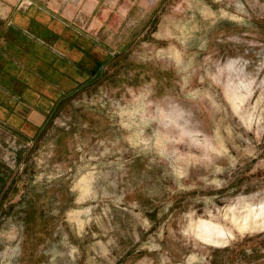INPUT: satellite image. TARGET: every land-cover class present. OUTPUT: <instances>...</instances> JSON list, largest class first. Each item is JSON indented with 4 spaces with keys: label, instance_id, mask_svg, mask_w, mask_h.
Instances as JSON below:
<instances>
[{
    "label": "rangeland",
    "instance_id": "obj_1",
    "mask_svg": "<svg viewBox=\"0 0 264 264\" xmlns=\"http://www.w3.org/2000/svg\"><path fill=\"white\" fill-rule=\"evenodd\" d=\"M33 7L75 86L0 124V264H264V0H0L5 41Z\"/></svg>",
    "mask_w": 264,
    "mask_h": 264
},
{
    "label": "crops",
    "instance_id": "obj_2",
    "mask_svg": "<svg viewBox=\"0 0 264 264\" xmlns=\"http://www.w3.org/2000/svg\"><path fill=\"white\" fill-rule=\"evenodd\" d=\"M34 10L13 11L11 18L15 14L16 22L40 39L26 35L15 24L9 26L7 41L0 31V124L3 121L32 137L45 133L52 116L65 104L67 89L75 86L66 71L78 60L75 51L67 56L60 30L59 35H48V30L33 24Z\"/></svg>",
    "mask_w": 264,
    "mask_h": 264
},
{
    "label": "bare ground",
    "instance_id": "obj_3",
    "mask_svg": "<svg viewBox=\"0 0 264 264\" xmlns=\"http://www.w3.org/2000/svg\"><path fill=\"white\" fill-rule=\"evenodd\" d=\"M239 218L244 220L242 227L246 228L248 226L250 219L254 220L255 222L259 218L264 219V206H261L258 209V208H254L250 204H248L247 205V211L245 212L244 215H241V214L238 215L235 211L233 212V219L236 222L239 220ZM201 233L203 234V236L208 237V238H214V240H216V241L222 240V238H225L227 236L226 231L222 227H220L219 225H215L214 223L209 222V221H202Z\"/></svg>",
    "mask_w": 264,
    "mask_h": 264
}]
</instances>
